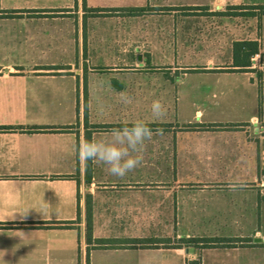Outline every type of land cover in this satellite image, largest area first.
<instances>
[{
    "label": "crops",
    "instance_id": "1",
    "mask_svg": "<svg viewBox=\"0 0 264 264\" xmlns=\"http://www.w3.org/2000/svg\"><path fill=\"white\" fill-rule=\"evenodd\" d=\"M86 3L0 0V264H87L89 247L90 264H264V13H225L264 0ZM242 40L259 43L247 69L234 63ZM135 63L232 79L209 92L234 116L204 118L197 106L182 119L180 90L160 118L135 116L130 99L109 115L91 83L90 123L113 125L93 137L137 118L153 135L125 176L93 163L88 181L75 150L85 138L83 64ZM89 195L93 237L117 244L88 243Z\"/></svg>",
    "mask_w": 264,
    "mask_h": 264
},
{
    "label": "rangeland",
    "instance_id": "2",
    "mask_svg": "<svg viewBox=\"0 0 264 264\" xmlns=\"http://www.w3.org/2000/svg\"><path fill=\"white\" fill-rule=\"evenodd\" d=\"M177 66L179 65L142 63L83 64L84 81L82 98L83 100L85 99L86 84L87 99H90V84L92 83L93 87L98 90L96 94L100 95V105H105L104 110H107L109 115L114 114V111L118 110V105L120 107L125 104V100L130 99L134 101L132 104L134 105L133 110L135 111V116H140L144 110H151L152 101L155 99L161 100L167 110L168 101L171 102L177 99L179 97L177 92L180 90L181 105L185 106L183 117H180L182 119L192 118L197 106L204 109L206 113L204 118L215 117L217 120L226 121L234 116L231 114L230 109L227 108V100L224 97L219 96L217 98V100L220 99L218 101L219 104L214 105L212 102L214 101L212 92H209V90H216L219 93L223 87L229 86L225 82H230L232 79L228 78L226 80L223 78L221 83L216 84V78L212 75L198 74L196 72L187 73L186 69L175 68ZM121 87L131 89L132 92H130V95H127V92L119 93L117 90ZM197 91L201 93H197ZM211 107L215 109L210 114L209 109ZM218 125L221 124H212L209 126L213 128V126L216 127ZM183 126L187 129L195 126H198L199 129L206 127L204 124L191 123L183 124ZM218 229L220 231L222 230L217 226H213L212 230L218 231Z\"/></svg>",
    "mask_w": 264,
    "mask_h": 264
},
{
    "label": "clouds",
    "instance_id": "3",
    "mask_svg": "<svg viewBox=\"0 0 264 264\" xmlns=\"http://www.w3.org/2000/svg\"><path fill=\"white\" fill-rule=\"evenodd\" d=\"M124 102L127 103V100ZM165 112L166 107L161 100L152 101L151 114L154 118L162 117ZM152 135L153 129L145 119H133L100 136L81 139L75 148L76 155L83 163L92 161L106 166L109 174L123 177L141 162L143 145Z\"/></svg>",
    "mask_w": 264,
    "mask_h": 264
},
{
    "label": "trees",
    "instance_id": "4",
    "mask_svg": "<svg viewBox=\"0 0 264 264\" xmlns=\"http://www.w3.org/2000/svg\"><path fill=\"white\" fill-rule=\"evenodd\" d=\"M84 8L86 10H88L87 7V3L86 0H84ZM244 8L242 6H229V9H227V11H225V13L227 14H244V15H254L257 12L253 11L251 8H259V14L260 13H264V5H258V6H249L247 8H249L248 10H241L239 11L238 9ZM93 12H98L99 10H102L100 8H91L90 9ZM104 10V9H103ZM109 12H113L114 10H118V9H105ZM124 10V9H122ZM127 11H132L133 9H125ZM141 10V9H138ZM233 51H234V63L237 66H243L241 68H245L247 69L248 66H250L251 63V57L259 52V43L257 41H252V40H242V41H235L233 44ZM87 90H86V84H85V99H84V125H85V138H92L93 137V131L94 128L96 127H112L113 125H99V124H91L89 121V114H88V99H87V94H86ZM79 109V106H78ZM21 127V126H20ZM68 125L66 126H54V125H50V126H44V125H35L32 126L29 129H35V130H40V129H63V128H67ZM4 128H9V126H6ZM92 170H93V162L89 161L87 163H85V173H86V179L88 181L91 180V176H92ZM92 210H93V206H92V199L91 196L89 195L87 197V201H86V238L88 243H92L93 241L96 242L97 245L99 246H104V245H115L117 244L119 241L117 239H113V238H94L93 237V226H92ZM194 239L192 238H186L183 237L180 239L181 243H189L191 241H193ZM133 243L135 244H145L146 241L143 239H133L131 240ZM147 244V243H146ZM90 249L91 247L88 248V252H87V264H90Z\"/></svg>",
    "mask_w": 264,
    "mask_h": 264
}]
</instances>
